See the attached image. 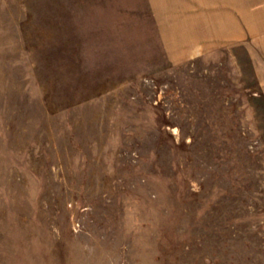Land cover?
I'll use <instances>...</instances> for the list:
<instances>
[{
  "label": "rangeland",
  "instance_id": "1",
  "mask_svg": "<svg viewBox=\"0 0 264 264\" xmlns=\"http://www.w3.org/2000/svg\"><path fill=\"white\" fill-rule=\"evenodd\" d=\"M0 0V264H264V0Z\"/></svg>",
  "mask_w": 264,
  "mask_h": 264
},
{
  "label": "crops",
  "instance_id": "2",
  "mask_svg": "<svg viewBox=\"0 0 264 264\" xmlns=\"http://www.w3.org/2000/svg\"><path fill=\"white\" fill-rule=\"evenodd\" d=\"M202 3H208L207 0H200ZM210 3H212V0H208ZM191 1H188L190 3ZM195 1L193 0L191 3H194Z\"/></svg>",
  "mask_w": 264,
  "mask_h": 264
}]
</instances>
